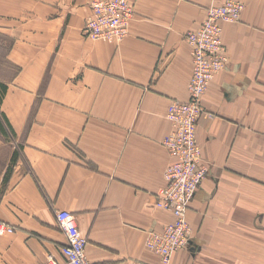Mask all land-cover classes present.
Returning a JSON list of instances; mask_svg holds the SVG:
<instances>
[{
	"label": "crops",
	"instance_id": "obj_1",
	"mask_svg": "<svg viewBox=\"0 0 264 264\" xmlns=\"http://www.w3.org/2000/svg\"><path fill=\"white\" fill-rule=\"evenodd\" d=\"M120 41L83 34L91 0H0L12 75L0 81V264L62 263L55 211L77 218L98 264H163L149 230L173 212L156 204L171 155L173 99L189 97L188 31L211 3L130 0ZM224 22L228 62L203 95L197 140L209 172L187 213L191 244L172 264H264V0H239ZM3 135V136H1Z\"/></svg>",
	"mask_w": 264,
	"mask_h": 264
},
{
	"label": "built area",
	"instance_id": "obj_2",
	"mask_svg": "<svg viewBox=\"0 0 264 264\" xmlns=\"http://www.w3.org/2000/svg\"><path fill=\"white\" fill-rule=\"evenodd\" d=\"M90 8L92 15L83 26L86 37L120 41L129 33L130 22L135 15V7L130 0H91ZM243 8L244 4L239 0L211 3L201 25L185 35L191 45L193 60L189 97L173 99L169 104L167 118L171 129L163 143L171 161L165 169V185L155 195L156 204L170 209L174 219L162 230H149L146 239L148 249L157 253L163 264H172L174 253L191 244L192 228L187 213L191 199L209 172L196 137L198 121L204 112L203 95L228 62L222 40L223 23L239 21ZM55 214L58 225L67 236L63 247L66 259L62 263L44 264H98L86 255L87 239L80 230L76 215L66 209H59ZM13 230V225L0 220V233ZM136 264L149 263L138 261Z\"/></svg>",
	"mask_w": 264,
	"mask_h": 264
},
{
	"label": "rangeland",
	"instance_id": "obj_3",
	"mask_svg": "<svg viewBox=\"0 0 264 264\" xmlns=\"http://www.w3.org/2000/svg\"><path fill=\"white\" fill-rule=\"evenodd\" d=\"M9 45H10V40L6 36H4L3 34L0 33V81L1 80L4 81V80L8 79L14 71L13 65L11 63H9L5 57V55H7V52L9 50ZM198 123H199V121H198ZM197 127H198V125H197ZM196 134H197V132H196ZM1 136H3V135H1ZM9 142L10 141L6 137L0 138V154H3L4 152H6V148H7V145ZM182 249H186V248H182Z\"/></svg>",
	"mask_w": 264,
	"mask_h": 264
},
{
	"label": "trees",
	"instance_id": "obj_4",
	"mask_svg": "<svg viewBox=\"0 0 264 264\" xmlns=\"http://www.w3.org/2000/svg\"><path fill=\"white\" fill-rule=\"evenodd\" d=\"M7 89V85L3 82H0V97L2 96V93H4Z\"/></svg>",
	"mask_w": 264,
	"mask_h": 264
}]
</instances>
